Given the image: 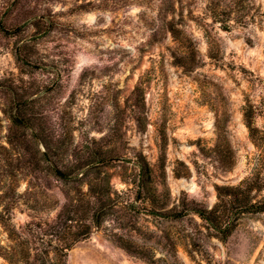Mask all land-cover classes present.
<instances>
[{
	"label": "rangeland",
	"instance_id": "1",
	"mask_svg": "<svg viewBox=\"0 0 264 264\" xmlns=\"http://www.w3.org/2000/svg\"><path fill=\"white\" fill-rule=\"evenodd\" d=\"M26 188L16 225L97 220L65 264L263 263L264 0H0V195Z\"/></svg>",
	"mask_w": 264,
	"mask_h": 264
},
{
	"label": "trees",
	"instance_id": "2",
	"mask_svg": "<svg viewBox=\"0 0 264 264\" xmlns=\"http://www.w3.org/2000/svg\"><path fill=\"white\" fill-rule=\"evenodd\" d=\"M20 124L23 127L26 126L22 120ZM55 174L58 177L64 175L59 168L55 169ZM28 193L29 189L26 188L22 193L15 192L12 196L4 194L0 195V198H10L12 202H16V199L23 198ZM85 195L90 194L85 193ZM75 199L69 197L68 202L62 206V209L53 219L39 223L27 221L23 226L12 223L11 206L7 204L0 209V227L5 233L4 242L0 238V256L14 264H65L66 253L70 247L87 237L91 232V224L97 222L92 215H86L88 208L82 209L85 213H81L82 217L79 220L82 221L79 223L78 229L76 231L70 230V227L65 223V220L70 218L68 214L81 211V204L77 202V199L74 201ZM259 210H264V205ZM34 224H39L38 230L33 228ZM67 234L72 237H68ZM261 264H264V261Z\"/></svg>",
	"mask_w": 264,
	"mask_h": 264
}]
</instances>
